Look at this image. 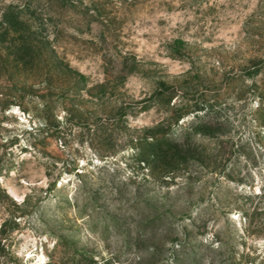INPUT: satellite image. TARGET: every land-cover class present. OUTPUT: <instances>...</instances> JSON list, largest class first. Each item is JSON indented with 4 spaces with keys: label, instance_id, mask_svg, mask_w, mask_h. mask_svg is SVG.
<instances>
[{
    "label": "rangeland",
    "instance_id": "1",
    "mask_svg": "<svg viewBox=\"0 0 264 264\" xmlns=\"http://www.w3.org/2000/svg\"><path fill=\"white\" fill-rule=\"evenodd\" d=\"M0 264H264V0H0Z\"/></svg>",
    "mask_w": 264,
    "mask_h": 264
}]
</instances>
